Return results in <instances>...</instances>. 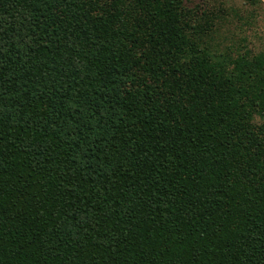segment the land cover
I'll return each instance as SVG.
<instances>
[{
    "label": "trees",
    "instance_id": "1",
    "mask_svg": "<svg viewBox=\"0 0 264 264\" xmlns=\"http://www.w3.org/2000/svg\"><path fill=\"white\" fill-rule=\"evenodd\" d=\"M261 8L0 0V264H264Z\"/></svg>",
    "mask_w": 264,
    "mask_h": 264
},
{
    "label": "rangeland",
    "instance_id": "2",
    "mask_svg": "<svg viewBox=\"0 0 264 264\" xmlns=\"http://www.w3.org/2000/svg\"><path fill=\"white\" fill-rule=\"evenodd\" d=\"M260 1V0H259ZM263 5V8L260 9L259 17L257 19L250 21L249 24L241 25V33L247 36L249 42L256 44L259 43L258 38L264 39V3L260 1ZM226 4L232 6L240 5V0H226ZM235 25H238V22H231L229 28L235 29Z\"/></svg>",
    "mask_w": 264,
    "mask_h": 264
},
{
    "label": "built area",
    "instance_id": "3",
    "mask_svg": "<svg viewBox=\"0 0 264 264\" xmlns=\"http://www.w3.org/2000/svg\"><path fill=\"white\" fill-rule=\"evenodd\" d=\"M260 1H262L264 3V0H260Z\"/></svg>",
    "mask_w": 264,
    "mask_h": 264
}]
</instances>
